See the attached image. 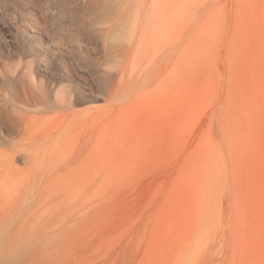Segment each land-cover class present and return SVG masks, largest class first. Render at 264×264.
Here are the masks:
<instances>
[{
  "label": "rangeland",
  "instance_id": "obj_1",
  "mask_svg": "<svg viewBox=\"0 0 264 264\" xmlns=\"http://www.w3.org/2000/svg\"><path fill=\"white\" fill-rule=\"evenodd\" d=\"M213 1L0 0V264H264V0ZM94 182L86 236L10 233Z\"/></svg>",
  "mask_w": 264,
  "mask_h": 264
},
{
  "label": "bare ground",
  "instance_id": "obj_2",
  "mask_svg": "<svg viewBox=\"0 0 264 264\" xmlns=\"http://www.w3.org/2000/svg\"><path fill=\"white\" fill-rule=\"evenodd\" d=\"M215 1V0H214ZM213 1V3H214ZM217 1V0H216ZM215 1V2H216ZM212 3V4H213ZM208 4V3H207ZM206 6V5H205ZM207 7V6H206ZM204 7V8H206ZM200 13V12H199ZM229 20H227L228 22ZM228 27H226L227 29ZM229 29V28H228ZM228 31V30H227ZM225 37V36H224ZM224 40V39H223ZM223 62V61H221ZM224 66V65H223ZM223 69V68H222ZM224 73V71L222 72V74ZM224 76V74L222 75ZM222 82V81H221ZM222 84V83H221ZM223 87V85H222ZM222 91V88L220 89V92ZM57 94H55L57 96V101L64 102V104H66V102L68 103V98L69 94L67 95L65 88L57 90L56 92ZM69 93V92H68ZM221 95V94H219ZM197 97V96H196ZM221 97V96H220ZM162 98V97H161ZM159 99V97H158ZM158 99H154L153 101H155V103L158 101ZM221 99V98H218ZM160 100V99H159ZM161 102V101H160ZM219 102V101H218ZM70 103V102H69ZM71 104V103H70ZM154 104V103H153ZM153 104H149L148 105H144V108L147 107L149 110V106L153 105ZM220 104V103H219ZM218 104V105H219ZM150 106V107H151ZM156 106V104H155ZM51 107V106H50ZM156 107H154L155 109ZM219 108V106H218ZM152 109V108H151ZM142 110V109H141ZM144 110V109H143ZM142 110V111H143ZM218 110V109H217ZM145 111V110H144ZM153 111V109H152ZM151 110L149 111L150 113L152 112ZM148 113V112H147ZM153 113V112H152ZM31 114V113H30ZM142 114V113H141ZM148 115V114H147ZM112 116V115H111ZM110 116V117H111ZM152 116V115H151ZM108 117V116H106ZM150 117V116H149ZM106 120V119H105ZM153 120V118H152ZM156 122V119L154 120ZM158 124V127L160 129L164 128V123L163 122H156ZM150 124V122H149ZM132 125V124H131ZM151 125V124H150ZM149 125V126H150ZM145 127V125H144ZM143 128V127H142ZM145 129V128H144ZM140 132V131H139ZM141 133V132H140ZM94 135V134H93ZM134 135V134H133ZM138 135V134H137ZM148 136V135H147ZM37 138V137H36ZM34 139V138H33ZM217 140V139H216ZM97 141V140H96ZM162 140H159L160 143ZM191 141V140H190ZM35 142V141H34ZM158 142V143H159ZM145 143V140H144ZM148 144V142H146ZM218 143V142H217ZM220 143V142H219ZM99 146L104 147L102 142H99ZM105 144V143H104ZM221 144V143H220ZM145 145V144H144ZM96 147V146H95ZM97 150V149H96ZM69 155L70 158L76 161H79L83 166L85 167H89L92 168L96 165H98V162H105V160L107 159V156L103 153H100V155H98V157H96L93 160H88L86 158L83 157L82 153L78 152L76 149H69ZM42 152V151H41ZM40 152V153H41ZM125 153L124 156L126 157V155L128 154L126 151H124ZM130 153V152H129ZM135 155V154H134ZM146 155V154H143ZM142 154H140L141 157H143L144 159H146L147 157L143 156ZM133 156V155H132ZM136 156V155H135ZM47 158V157H46ZM131 158V157H130ZM129 158V159H130ZM137 158V157H136ZM160 158V157H159ZM163 158V157H161ZM35 160V159H34ZM161 160V159H160ZM107 161V160H106ZM164 161V160H162ZM206 162V161H205ZM162 164V163H161ZM207 165V164H206ZM214 172V171H213ZM227 176V174H226ZM229 176V175H228ZM229 178V177H228ZM128 182V179H127ZM126 182V183H127ZM57 187L59 189V193L61 195H65L68 198H78L80 196V193L78 190H76L75 188H73L70 184H66V183H62V182H56ZM227 185V182H226ZM161 187V183L160 180L158 181V188ZM163 187V186H162ZM117 189V188H116ZM123 190V189H122ZM208 191V190H207ZM217 192V191H216ZM119 193L118 190H112L111 191V195H110V199L108 201V203L105 201V206L109 207L111 206L112 208L115 207L116 205H119V201L120 198L117 195ZM227 193V192H226ZM105 194L104 190H100V186L98 185L97 182H94V185H92V187L90 188V190L88 191V195L86 196V199H82V201H78L80 202V204H76L74 205V207H70L65 209L63 212H66L65 215H56L53 214H49V215H43L39 212V205L41 206L40 201L34 202L32 203V206L30 207V210L28 212L27 215L24 216L25 220L18 225L17 228H14L10 233L15 234H24V235H37V234H42L46 229H51V233L53 235H58L60 237H82V236H86L89 231L86 230V228H88L89 226H91L90 224L101 219L102 217V209L105 207L104 203H103V207L101 206L100 201H102V198ZM108 198V196H107ZM134 200V199H133ZM104 201V200H103ZM107 203V205H106ZM226 203V202H225ZM204 206V205H203ZM202 206V207H203ZM208 207V206H207ZM209 208V207H208ZM224 208V207H223ZM119 210V209H118ZM62 213V211L60 212ZM58 214V213H57ZM223 216V215H222ZM3 215H0V219L3 220ZM115 220V219H114ZM111 221V220H110ZM59 222V223H58ZM47 223V226H46ZM117 223V221H116ZM3 224V223H2ZM106 224V223H105ZM118 224V223H117ZM93 227V226H92ZM112 229V228H111ZM135 229V228H134ZM105 230V229H104ZM135 231V230H134ZM112 232V231H111ZM107 233V232H106ZM106 235V234H105ZM57 236V237H58ZM2 264V263H1Z\"/></svg>",
  "mask_w": 264,
  "mask_h": 264
}]
</instances>
